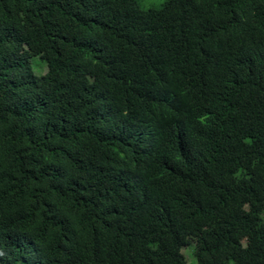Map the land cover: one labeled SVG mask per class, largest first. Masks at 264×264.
Returning a JSON list of instances; mask_svg holds the SVG:
<instances>
[{"label":"trees","instance_id":"16d2710c","mask_svg":"<svg viewBox=\"0 0 264 264\" xmlns=\"http://www.w3.org/2000/svg\"><path fill=\"white\" fill-rule=\"evenodd\" d=\"M192 243L264 264V0H0V264Z\"/></svg>","mask_w":264,"mask_h":264},{"label":"rangeland","instance_id":"374dc122","mask_svg":"<svg viewBox=\"0 0 264 264\" xmlns=\"http://www.w3.org/2000/svg\"><path fill=\"white\" fill-rule=\"evenodd\" d=\"M136 1L142 9L147 10V9H159L166 0H136ZM31 65L33 72L36 75H42L46 71L45 63L41 61L39 58H32ZM193 251H194L193 243L188 244L185 248H183L182 254L185 257L186 264H196Z\"/></svg>","mask_w":264,"mask_h":264}]
</instances>
